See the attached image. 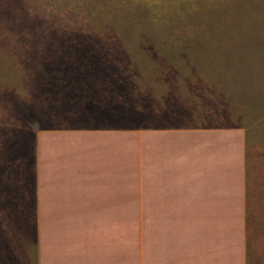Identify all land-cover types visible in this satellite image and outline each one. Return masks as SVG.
<instances>
[{"label":"rangeland","instance_id":"374dc122","mask_svg":"<svg viewBox=\"0 0 264 264\" xmlns=\"http://www.w3.org/2000/svg\"><path fill=\"white\" fill-rule=\"evenodd\" d=\"M100 73L125 80L129 107L143 84L170 77L246 126L249 264H264V0H0V264L36 256L18 216L33 182V124L79 119ZM125 209L89 216V264H137L148 251L151 218L135 216L131 192Z\"/></svg>","mask_w":264,"mask_h":264},{"label":"crops","instance_id":"0c3cea01","mask_svg":"<svg viewBox=\"0 0 264 264\" xmlns=\"http://www.w3.org/2000/svg\"><path fill=\"white\" fill-rule=\"evenodd\" d=\"M96 78L79 119L33 124V182L18 214L36 249L29 264H89V216H124L128 192L135 216L151 218L137 264H249L246 126L170 77L143 84L131 107L124 79Z\"/></svg>","mask_w":264,"mask_h":264}]
</instances>
